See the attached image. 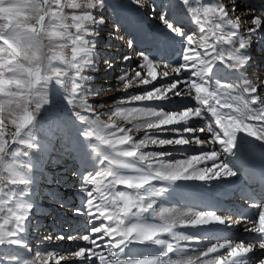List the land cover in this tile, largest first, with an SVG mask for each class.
<instances>
[{"label":"snow or ice","instance_id":"obj_1","mask_svg":"<svg viewBox=\"0 0 264 264\" xmlns=\"http://www.w3.org/2000/svg\"><path fill=\"white\" fill-rule=\"evenodd\" d=\"M95 2L98 0H90L86 4L66 2V0H32V5L44 13L43 25L52 26L51 40L55 44L52 51H49L47 47L45 48L44 56L47 65H40L38 71H33V67L39 54L33 53L32 56H27L21 51V48L17 47V44L23 45L25 42L23 31L17 33L15 43L7 40V38L0 40V48L4 49L0 51V167L6 168L7 172L10 173L8 179L12 184H25L28 181L15 171L12 164L5 165L3 163L5 149L17 139L21 131L34 119V112L41 106V103L46 102V96H42L39 89L44 82L51 78H56L61 83L66 82L68 91L73 94L72 103L79 105L84 112L92 113L90 117L92 126L86 135L95 137L115 153V156L103 154L104 160L108 161L110 165L116 166L115 168L110 167L105 172L97 171L83 179L82 191L87 194L86 207L79 210L74 209V211H82L85 217L97 221L99 226L97 223L92 224L91 229L82 235L57 234L46 237L50 241L66 239L74 242L80 240L86 242V246L68 250L67 256H58L56 252H48L45 257L42 253H37L35 258L27 261L26 264H49V260L55 261V264H66L68 261H82L83 264H88L89 257L97 258L99 264H151V262L144 260L143 256L126 258L122 256V252L129 241L152 240L165 245L164 251L154 255L156 257L155 264H244L240 257L252 251L254 247L264 249V239L248 243L243 240L235 244L232 240H225L218 244L213 243L206 251L200 252L196 259L183 254V250L187 247L182 246L180 241H194L196 238L177 232L175 230L177 222H186L187 225H198L210 221L231 223V217H222L214 211L193 213L191 211L161 209L155 213L159 217V223H142L132 226L137 229L138 237L127 238L126 235H123L128 229L124 227L121 220L128 215L129 210L133 206L139 207L141 211L151 209L153 204L147 201L146 197L158 195L163 191L162 188L153 189L150 184H145V187L142 188L143 195L140 191H136L135 195H129L130 191H118L117 185L132 184V179L122 172V170L133 168V165L125 158L138 157L140 161H147V157H154L155 163L151 164V168H156L159 165V169L151 175L154 178L168 180H176L180 177L205 180L220 176L231 177L236 173L228 164L222 161L219 164L216 163L219 154L215 150L206 152L203 157L212 161V167L201 169L199 172L193 168V162H199L202 159L199 156H193L190 161H178L175 165L165 164L162 158L157 159L163 155L145 153L141 149L149 144L159 146L185 145L189 141L182 138L149 140V137L152 136L151 128L146 129L144 139L133 141V137L128 134L130 129L119 128L115 124L102 122L100 117L95 114L88 97L98 93L88 87V81L92 77L86 74L95 70L94 65L96 63L92 58L94 49L92 37L97 33L90 26L103 22L102 17L97 18L92 15L91 9ZM133 2L140 6L139 0H133ZM187 2L188 0H185V3ZM81 9L87 10L79 11ZM68 10L72 11L69 12ZM189 12L201 28L206 31L199 41L192 35L185 37V49L181 54L179 67L173 71L175 73L186 71L190 74V79L187 81L188 91L191 92L194 89L195 101L206 106V108H188L183 112H172L167 119L160 122L159 126L162 128V126L187 122L190 117L197 118L202 115L203 111H207L216 117V123L223 130V138L221 135H213L209 129L207 130L214 143L227 145L229 148L234 147L235 133L241 129L264 138V96L260 95V89L264 88V84L253 85L245 81L243 91L250 97V99H245L243 96L225 95L220 89L226 86L220 85L219 82H217L214 90H210L212 88L206 79L216 61L223 60L237 69L245 65L249 57L243 54V49L248 46L249 40L252 38L249 34H255L257 29L264 26V8L261 9L259 15L253 13L250 16V24L246 31H242V18L235 15L236 0H231V4H226L223 0H215L209 6H202L200 0H194V3L189 7ZM160 20L170 31L178 36H184L183 31L175 27L165 15H160ZM226 25L231 26V30H224ZM73 29L75 31H72ZM128 43L131 47L132 42L129 41ZM225 45L231 46L225 47ZM65 49H70V57L65 54ZM123 60L128 61L129 58L124 57ZM141 60L143 61L142 66L147 67L148 76L151 79H145L139 71L130 75L127 68L123 67V74L118 77V80L123 83L125 89L136 81L148 85L157 79L153 67L154 60L143 53H141ZM53 61H58L59 64H54ZM106 66L111 67V63L106 62ZM169 75V72L162 73L164 77ZM180 83L177 80L168 88H164L163 91L161 88H157L154 92L148 91L144 95H133L131 100L146 101V97L150 98L156 93H159L163 99L167 97L164 94L166 91H172L175 96H180L181 93L178 91ZM147 101L151 100L147 99ZM258 102L260 106L254 108L253 105ZM234 104H237L235 109ZM221 109H228L229 111L226 115H222ZM133 110H142V108L117 107L114 114L128 120L131 117L128 113ZM80 119H89V117L81 115ZM244 120L255 121L256 123H244ZM134 125L136 128L141 127L139 123ZM184 131L195 135V131L191 128L186 127ZM200 131L204 132V129H200ZM196 142L201 143L199 140ZM128 144H131L130 148L119 147ZM96 151L100 152L101 149L97 147ZM145 179L147 177L141 178L140 183L143 184ZM90 187L91 190H89ZM126 188L133 190L129 187ZM3 192L4 188L0 186V194ZM130 196L135 197V199L130 200ZM2 203L4 201L0 200V204ZM29 208V205H18L11 210L10 216L0 223V233H4L5 226H8L12 221L22 222L27 216ZM246 230L264 234V211L259 213V226L252 229L246 228ZM153 232L167 233L176 242H169L167 239L161 238V235L152 236ZM117 233L121 235H117ZM148 237L152 238L149 239ZM170 253L173 255H169ZM210 255L211 259L208 258ZM257 264H264V257Z\"/></svg>","mask_w":264,"mask_h":264},{"label":"bare ground","instance_id":"obj_2","mask_svg":"<svg viewBox=\"0 0 264 264\" xmlns=\"http://www.w3.org/2000/svg\"><path fill=\"white\" fill-rule=\"evenodd\" d=\"M110 1V0H106ZM124 2H120L124 5ZM215 0H200L202 6H209L214 3ZM227 4L228 0H223ZM194 3V0H188L185 3V0H171L172 12L165 14V17L169 21H176L179 24H176L178 27H182L184 36H178L174 32L170 31L167 26H165L161 21V32L159 35H150V28L145 24L143 18L136 12H126L120 10L119 7H116V12H111L110 7L104 2L101 4L100 11L109 10L110 18L114 21H118L120 17H124L126 21V29L133 36L132 46L136 43H139L142 52L150 59L154 60L153 67L155 68L157 79L152 81L150 84L145 85L141 84L142 90L154 89L160 87L168 88L172 83L179 80L178 91H180V96L171 95L170 100H162L157 108H149L144 106L141 111H136V116L143 120H152V125L158 127L157 134L161 133L164 135L175 134V137L170 139H186L189 141L185 145H168L169 150L166 153L158 154L159 151H156L158 155H163L161 158L165 164L175 165L178 161H190L193 156H199L202 159L199 162H193V168L199 172L201 169H206L212 167V161L204 159V154L215 150L218 152V160L216 161L219 164L221 161L228 164L234 171L235 175L231 177L220 176L218 178L213 177L211 179L200 180L198 178H185L180 177L176 180H168L161 178H154L151 173L156 172L159 169V165L156 168H151L150 161L155 159L154 157H147V161H140L138 157L125 158L129 163L133 165V168L128 170H122L123 174H126L129 178L132 179V184L124 186L117 185L116 188L122 191H130L132 195L136 194V191H140L143 195V189L145 184H150L153 189L162 188L163 191L158 195H153L152 197H146V200L153 204L151 209L141 211L139 207L133 206L129 210V213L126 217H123L121 223L126 229L127 238H134L138 233L137 229L133 228V225L136 224H152L159 223V217L155 215L156 212H159L161 209L168 210H179L182 212L191 211L193 213L198 211H214L222 217H231V223L225 221L223 223L219 221H210L198 225H187V223L177 222L176 231L180 232L186 236L195 237L194 241H180L182 246L187 247L183 250V254L191 256L193 259L199 257L200 252L206 251L208 247L213 243H222L225 240H232L233 243H239L243 240L245 243L248 242H257L247 240V238L252 235L260 236L258 232H254L247 229H252L259 226V213L264 211V194H257V187L253 184V179L250 175V171L242 170L237 164L234 157L237 154L242 152V146L234 140V147L229 148L227 145H221L219 143H214L211 135L208 134V129L211 134L221 135L223 138V133L219 132V125L215 122L216 117L212 116L211 113L203 111L202 115L195 118L190 117L187 122H179L170 126H159L160 122L167 119L172 112L179 113L180 111L176 110L178 107L186 106L184 110L188 108H197L201 107L202 109L206 106H202L199 102L195 101V92L194 89L191 92L188 91L187 81L190 79V74L188 72L175 73L173 70L176 67H179V62L181 61V54L185 49V37L193 36L194 32L196 36L200 37L204 35L205 31L201 28L200 24L196 22L192 15L189 12V7ZM246 6L250 10L247 13L242 12V8ZM264 8V0H236V16L241 17L242 31H246V28L250 24V16L255 13L259 15L260 9ZM122 9V8H121ZM238 9V10H237ZM243 16V17H242ZM165 26V27H164ZM190 30V35H187L186 32ZM224 30H231V26H224ZM252 38L249 40L248 46L243 49V54L249 57L245 65L241 68H233L229 63L221 60L216 61L212 65L211 71L208 73L206 79L208 80L209 86L214 90L212 83L219 82L220 85H225L226 87L221 88V91L225 95L231 96H243L245 99H250L247 93L243 91L245 81L252 83L253 85H262L264 84V52L260 56V53H255L264 51V26L257 29L255 34H249ZM177 46V47H176ZM231 45H225V47H230ZM141 56V55H140ZM262 61V63H260ZM138 63V69L141 75L147 76V79H151L148 76L147 67H143V61L141 57L136 60ZM54 63V62H53ZM56 64V63H54ZM260 64L263 66L262 72H258V67ZM169 72L170 75L167 77L162 76V73ZM54 80H57L54 78ZM172 81L171 84L165 85L167 82ZM197 82L199 80L197 79ZM52 87L50 89L39 90L41 95L46 96V102H42L44 107L42 109L35 110V126L36 131L40 132L42 125L49 119L50 113L46 110V107L52 106L51 98L56 96L61 92L60 86L56 82H52ZM167 93L173 94L172 91H166ZM260 95L264 96V88L260 89ZM157 101V100H156ZM214 103V102H213ZM259 102L253 107H259ZM234 109L237 107V104L233 105ZM132 106L127 107V109H132ZM228 109H221V114L226 115ZM131 116V115H130ZM131 117H129L130 119ZM154 118V119H152ZM206 122L207 125H204ZM215 122V123H214ZM244 123H256L255 121L244 120ZM42 126V127H41ZM177 127L182 128L183 130L177 129ZM191 128L195 131V135L185 132V128ZM200 129H204V132H201ZM115 131V128H113ZM119 134V133H118ZM258 137V147L264 151V138L256 135ZM111 138V137H110ZM149 138H154L152 135ZM168 138V139H169ZM199 140L201 143H197ZM127 143V141H126ZM79 144L83 146V163L78 166L81 170V176H86V173H95L97 171L105 172L110 167L115 168L116 166L110 165L108 161L104 160L103 154H108L110 156H115V153L112 150L104 146L100 141L95 137L87 136L85 133L84 140H80ZM101 149L100 152L96 151V148ZM119 147H131V144L123 145ZM236 150V152H234ZM144 148L141 149L143 151ZM156 150V149H155ZM145 152V151H143ZM147 153V152H145ZM135 154V153H134ZM158 158V157H157ZM173 159V160H171ZM8 164L16 166V161H11ZM6 175L9 177L10 173L7 172L6 168L1 167ZM191 172V169L189 170ZM85 172V173H84ZM147 177L145 182L140 183V179ZM85 178V177H84ZM78 177L75 180V183L69 184L66 188L62 189L64 193L59 195V198L66 201L69 200L71 204L82 209L86 207V193L82 191L83 179ZM154 178V179H153ZM153 179V180H152ZM244 180V187L242 189L238 187L237 180ZM80 183V184H78ZM143 185V187H141ZM126 187L132 188L133 190L127 189ZM140 189V190H138ZM67 192V193H66ZM186 192V193H185ZM14 192H6L0 196V200H3L6 203L12 202ZM198 195L199 199H194V196ZM61 206V205H60ZM16 208V206L14 205ZM217 209V211L215 210ZM79 215H72L64 220L66 229L78 228L83 234L85 229L91 227L92 224L97 223V221L91 220L84 216L83 212H78ZM242 215L241 218L236 219L237 216ZM249 214H252L253 218L249 217ZM51 221V219H50ZM52 222V221H51ZM21 223V222H16ZM106 223V221H105ZM99 226V224L97 223ZM62 225H59V228H62ZM17 231L13 235H8L10 237L15 236ZM117 235H121L117 233ZM161 238L167 239L169 242L175 243L176 241L167 234L153 232L152 236H159ZM7 236V240L10 237ZM151 239L152 237H148ZM62 243V242H61ZM72 243V248H78L80 246H86V242L76 240ZM106 246V245H105ZM103 250V249H102ZM165 250L164 244H158L155 240L152 241H129L126 243V246L123 249L122 256L129 258L128 256L137 255L138 253H161ZM223 252V250H222ZM169 255H173L170 253ZM264 257V249L259 247H254L252 251L240 257V260L244 264H257V262ZM175 258V257H173ZM211 259V255L208 257ZM26 260L22 259L19 264H26ZM156 261V260H155ZM78 264H83L82 261H78ZM88 264H99V261L95 257L88 258Z\"/></svg>","mask_w":264,"mask_h":264},{"label":"rangeland","instance_id":"obj_3","mask_svg":"<svg viewBox=\"0 0 264 264\" xmlns=\"http://www.w3.org/2000/svg\"><path fill=\"white\" fill-rule=\"evenodd\" d=\"M123 1L124 0H110L108 2L106 0H98L91 9L92 15L97 18L102 17L103 22L90 26L97 33V35L92 37L94 41L92 58L96 63L94 65L95 70L86 74L92 77V79L88 81V87L92 88V90L98 94L89 96V103L93 105V111L100 117L102 122H109L117 125L119 128L130 129L128 134L133 137V141L144 139L147 132L146 129L148 128H151V134L154 135V138H149V140L154 139L159 141L161 138L168 139L169 137H175V134L164 135L161 134L162 132L157 134L158 130L163 129H159L152 125L153 122L150 119L143 120L137 117V110L128 113V115H131V118L128 120L114 114L117 107L127 109V107L133 105V108H143L144 106L157 108L160 101L170 100V96L174 95V93L165 92L164 94L167 95V97L161 99L160 94L156 93L150 98L146 97V101L131 100L133 95H144L148 91L154 92L157 88L142 90L140 86L142 83L136 81L129 88L125 89L123 83L119 82L118 77L123 74V67L127 68L130 75H134L136 71H139L136 60L139 59L140 53H137V48L142 52H144V50L141 49L140 45L136 47H134L135 44L131 47L129 46L128 42L131 41L133 43V39L130 37L132 35L129 31L126 30V21L124 18L120 17L118 21H114L109 17L110 13L113 11L116 12V7H119L120 10L124 9L126 12L138 13L151 30L154 29L160 32L162 28L159 13L167 9L166 3L168 6L170 5V9L165 13L169 14L172 12L171 0H165L163 5L161 7L158 6V8L155 7V4L162 3L164 0H155V4H151L150 0H139L140 6L136 5L133 0H125L126 2L122 5L120 2ZM66 2L86 4L90 2V0H66ZM104 2L110 7L111 12L109 10L106 12L100 11L101 4ZM227 4H231V0H228ZM158 9L159 11H157ZM85 10L87 9H81L79 11ZM248 10H250L249 7L244 6L242 8V12L245 14ZM68 11L71 12L72 10ZM171 23H173V25L179 24V22L176 21H171ZM174 26L177 27V25ZM180 28L182 29V27ZM72 31H75V29ZM190 32L191 31L188 30L186 34L190 35ZM128 37L129 39H127ZM195 38L197 37L195 36ZM65 54L70 57V49H65ZM124 57H128L129 60L124 61ZM53 62L59 64L58 61ZM106 62H110L111 67H107ZM143 77L147 79V76L143 75ZM52 82H56L60 86L61 92L56 96L50 97L52 106L46 107V110L50 113L49 119L42 125L43 127L41 126V131L37 132L35 126L36 115L34 113V119L21 131L17 139L6 147L3 156V163L5 165L11 161H16L17 164L14 166L15 171L28 181V183L25 184H12L6 172L0 167V186L4 188L3 194L13 191L14 195L12 202L14 205L16 207L18 205H29L30 208L27 216L21 223L12 221L8 226H5L4 233H0V264H19L23 258L24 260L27 259V262L35 258L37 253H42L45 257L48 252H56L58 256H67L68 251L66 249H73L71 247V242L73 241L66 239L50 241L46 239V237L51 236L50 230H52V236L57 234H81L78 228L66 229L64 220L69 216L79 215L78 212L82 211H74V209L79 210V207L71 204V202L67 200L68 198H66V201L60 199L59 195L64 193L62 189L68 186H63L62 184V182L67 181L65 178L68 179L70 184L75 183L76 178L73 181L71 180V178L76 176L74 168H79L78 166L81 164L78 166L76 165L84 156L83 146L79 144V141L84 140L85 133L92 126L90 119L92 113L84 112L79 105H74L72 103L71 97L73 94L68 91L66 82L61 83L51 78L47 82H44L39 90L50 89L52 87ZM171 83L172 81L167 82L165 85ZM160 88L163 91L166 87ZM147 99L151 101H147ZM43 107L44 104L41 103L38 109H42ZM185 108L186 106H183V108L178 107L176 110L181 112ZM81 115H86L89 119L82 120L80 119ZM135 123H139L141 127L136 128L134 125ZM204 125H207L206 122ZM177 129L183 130L180 127H177ZM167 146L168 145L159 146L149 144L144 147L143 151L147 153L159 151L158 154L166 153V151L169 150ZM157 159H161V157ZM19 163L20 167L18 168L17 166ZM150 163H155V159L151 160ZM81 170L77 172L82 173L80 172ZM71 171L74 173L73 176L70 173ZM63 173H65V176ZM62 176H64V179H62ZM79 176L82 178L85 177ZM60 180L61 183H59ZM51 186H54L56 191L59 189L54 199L57 202L52 199L54 192L52 193V191L49 190ZM12 188L20 190L25 189L24 191L28 192L17 191ZM89 190H91V187ZM117 190L122 191L120 189ZM3 194H0V196ZM129 195H132V193H129ZM14 205L6 202L0 204V223L10 216L11 210L15 209ZM215 210L217 211V209ZM54 212L57 214L55 217ZM59 225L63 227L59 228ZM90 229L91 227L85 229L83 234ZM22 230L25 231L24 234L22 233L17 236L19 231ZM15 231H17L15 235L17 237L12 240L14 236L10 237L8 235H13ZM7 236L10 237L9 240L6 239ZM57 246L61 251H57ZM27 249L30 250L27 251ZM158 254L159 253L149 255L138 253V256H133H135L134 258L143 256L142 258L144 260L151 262V264H155L156 257L154 255ZM49 264H55V261L49 260ZM66 264H78V261H68Z\"/></svg>","mask_w":264,"mask_h":264},{"label":"clouds","instance_id":"obj_4","mask_svg":"<svg viewBox=\"0 0 264 264\" xmlns=\"http://www.w3.org/2000/svg\"><path fill=\"white\" fill-rule=\"evenodd\" d=\"M43 15L42 11H38L32 5V0H2L0 2V40L7 38L15 43L17 33L23 31L25 42L23 45L17 44V47L21 48L27 56H32L33 53L39 54L33 71H38L40 65H47L44 56L45 48L47 47L49 51L55 48L51 40L52 26L43 25ZM3 50L0 48V51ZM129 199L134 200L135 197L130 196ZM136 236L138 237L139 233Z\"/></svg>","mask_w":264,"mask_h":264}]
</instances>
